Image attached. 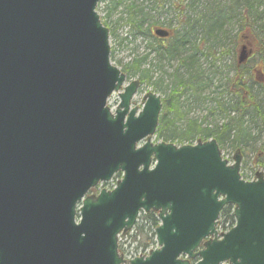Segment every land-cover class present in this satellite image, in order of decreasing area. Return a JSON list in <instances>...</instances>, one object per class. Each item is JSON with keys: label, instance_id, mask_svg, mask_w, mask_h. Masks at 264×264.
<instances>
[{"label": "water", "instance_id": "water-1", "mask_svg": "<svg viewBox=\"0 0 264 264\" xmlns=\"http://www.w3.org/2000/svg\"><path fill=\"white\" fill-rule=\"evenodd\" d=\"M99 1L0 0V264H122L117 235L140 210L158 212L160 248L129 264H189L181 254L196 264H264L262 174L241 180L240 156L227 165L214 140L152 145L160 97L147 94L136 117V82L115 115L105 107L125 75L110 64ZM117 171V187L87 197L75 224L76 203ZM225 205L235 225L218 240Z\"/></svg>", "mask_w": 264, "mask_h": 264}, {"label": "trees", "instance_id": "trees-1", "mask_svg": "<svg viewBox=\"0 0 264 264\" xmlns=\"http://www.w3.org/2000/svg\"><path fill=\"white\" fill-rule=\"evenodd\" d=\"M104 1L107 19L122 7L128 35L148 42V51L121 70L163 95L155 140L192 144L214 139L221 151L226 147L243 158L253 155L264 169V0H181L176 26L157 19L166 0ZM103 25L108 27L106 21ZM158 27L169 31L166 43L152 35ZM242 49L251 55L239 64ZM171 62L177 66L166 79L163 68ZM194 108L206 110L202 120L188 117ZM220 219L222 226L233 225L232 206L223 208ZM158 223L152 212L141 215L134 239L138 235L144 245H154Z\"/></svg>", "mask_w": 264, "mask_h": 264}, {"label": "rangeland", "instance_id": "rangeland-1", "mask_svg": "<svg viewBox=\"0 0 264 264\" xmlns=\"http://www.w3.org/2000/svg\"><path fill=\"white\" fill-rule=\"evenodd\" d=\"M141 1V0H140ZM181 0H166V3L164 5V8L162 10H158L161 14L157 17L159 22H171L173 26L177 25V18H176V8L179 5V2ZM106 1L100 0L96 7V12L99 15V18L101 22L103 23L106 21L107 26H105L109 31V46L111 52H113V57L111 59L112 64L116 66L117 68H123V66L129 62L134 56L141 55L144 52H147L146 44L148 43L147 40H144L142 38H136L133 39L130 37L127 33V27L124 26L123 20L124 19V13L123 8L118 7L115 10L112 11L111 16L107 19V5ZM166 29V27H164ZM110 31H113L114 33L111 34ZM151 44L153 43L152 38ZM149 40V41H150ZM154 45V44H152ZM153 58V56H150ZM202 61V60H201ZM176 63H169L165 64L163 71L166 72V79H168V75L172 73V71L176 68ZM202 68H205V66H202ZM156 76H159L160 73L156 72ZM129 81L125 82L123 87L128 83ZM212 90V89H211ZM122 92V89L119 93ZM155 92L153 87L147 86V85H140L138 88L137 93L134 95V97L131 100V108H137L138 111L143 106L144 98L147 93ZM161 97L163 96L162 93H157ZM119 103L118 93H113L109 99L107 100V107L111 109V112H114L117 104ZM206 110L199 109H192L190 114L188 115L189 118L196 119V120H202L205 117ZM155 136L151 137V143L155 144ZM197 142H203V141H197ZM196 143V142H195ZM222 156L229 162V164H232L234 162L233 156L234 153L231 152L228 148H224L221 151ZM260 173L264 176V169L260 166L258 167L256 162L253 161V155H249L245 158H242L241 161V167H240V175L248 177V181H252L255 178V174ZM121 179V178H120ZM119 178H114L108 182V187L115 186L116 182L120 180ZM102 185H98L97 187L100 188ZM126 242V239H123L121 242ZM156 249L157 246H151V248Z\"/></svg>", "mask_w": 264, "mask_h": 264}, {"label": "bare ground", "instance_id": "bare-ground-1", "mask_svg": "<svg viewBox=\"0 0 264 264\" xmlns=\"http://www.w3.org/2000/svg\"><path fill=\"white\" fill-rule=\"evenodd\" d=\"M227 70H228V69L226 68V69L224 70V72H227ZM218 75H219V74H218Z\"/></svg>", "mask_w": 264, "mask_h": 264}]
</instances>
